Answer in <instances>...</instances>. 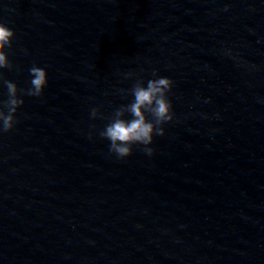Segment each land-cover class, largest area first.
I'll list each match as a JSON object with an SVG mask.
<instances>
[{"label": "water", "instance_id": "95a60500", "mask_svg": "<svg viewBox=\"0 0 264 264\" xmlns=\"http://www.w3.org/2000/svg\"><path fill=\"white\" fill-rule=\"evenodd\" d=\"M0 22V101L48 74L0 133V264H264V0H0ZM157 76L173 120L118 158L99 131Z\"/></svg>", "mask_w": 264, "mask_h": 264}, {"label": "clouds", "instance_id": "9594fccd", "mask_svg": "<svg viewBox=\"0 0 264 264\" xmlns=\"http://www.w3.org/2000/svg\"><path fill=\"white\" fill-rule=\"evenodd\" d=\"M14 32L5 23L0 22V70L9 68L10 61L6 48L11 46ZM29 86L18 89L15 82L3 79L7 99L0 101V133L10 131L16 123V113L23 99L18 93L40 97L48 83L45 67L33 63L29 69ZM130 73H126L128 75ZM173 81L167 76L149 78L146 84H135L131 93L132 101L121 108L115 109L114 117L99 131V136L109 141V152L118 158H126L132 152L133 145H142L143 152L151 156L153 138L164 135L163 125L173 120V110L168 94ZM124 111L129 115L124 117ZM98 115L97 107L90 109V116ZM151 116L152 119L148 117Z\"/></svg>", "mask_w": 264, "mask_h": 264}]
</instances>
